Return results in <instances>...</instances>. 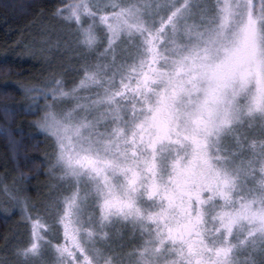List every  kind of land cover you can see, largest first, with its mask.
Masks as SVG:
<instances>
[{
	"label": "snow or ice",
	"instance_id": "snow-or-ice-1",
	"mask_svg": "<svg viewBox=\"0 0 264 264\" xmlns=\"http://www.w3.org/2000/svg\"><path fill=\"white\" fill-rule=\"evenodd\" d=\"M53 15L78 82L53 70L0 112L39 114L72 191L33 219L4 185L31 226L13 264H264V0H67Z\"/></svg>",
	"mask_w": 264,
	"mask_h": 264
},
{
	"label": "trees",
	"instance_id": "trees-1",
	"mask_svg": "<svg viewBox=\"0 0 264 264\" xmlns=\"http://www.w3.org/2000/svg\"><path fill=\"white\" fill-rule=\"evenodd\" d=\"M61 2L67 0H0V105L20 103L23 100L21 85L37 82L53 70H63L65 80L66 76H78L79 80L80 74L71 70L78 61H68L70 54L60 51L65 50L62 32L66 29L53 12ZM57 40L60 41L59 46L51 44ZM41 49L46 51L40 59L32 55ZM38 115L17 111L14 116L8 117L0 112V128L10 129L12 136L19 141L18 148H14L9 136L0 134V262L3 264H13L15 249L26 246L31 233L30 224L26 225L21 219L19 207H13L2 191L4 185L13 191L14 185L22 186L30 204L38 207L43 201L60 197L57 183L54 185L57 194L47 193L49 185L55 182L53 175L58 176L60 170L56 169L55 174L49 170L55 142L32 123ZM44 217L46 220L43 218L42 221L51 225L50 216ZM52 229L57 230L58 237L52 243H61L60 225ZM48 235L51 238L50 232ZM5 237L8 238L7 243Z\"/></svg>",
	"mask_w": 264,
	"mask_h": 264
},
{
	"label": "rangeland",
	"instance_id": "rangeland-1",
	"mask_svg": "<svg viewBox=\"0 0 264 264\" xmlns=\"http://www.w3.org/2000/svg\"><path fill=\"white\" fill-rule=\"evenodd\" d=\"M100 2L101 3H107L108 2V0H100ZM254 2L255 3H259V0H254ZM109 11H111V9H109ZM165 18H166V16H165ZM157 24H156V27H159L160 25H159V17H157ZM66 25H64V29H66ZM63 29V30H64ZM170 31V30H169ZM137 39H139V38H137ZM184 41H183V39H180V40H178V43H183ZM51 44H57V42H55V41H52L51 42ZM53 48H54V46L53 45H51ZM103 47H104V45L103 44H101V45H99V47L96 49V52H100L102 49H103ZM65 49V48H64ZM59 50V49H58ZM82 50V49H81ZM60 51H63V52H66L65 50H61L60 49ZM76 51H79V49H76ZM67 53H69L70 54V56H67V60L68 61H71L72 62V60H69V57H71V56H73V54L74 53H72L71 52V50H68L67 51ZM92 59L93 60H95V53L93 54V57H92ZM78 64V63H77ZM77 64H76V66H77ZM72 66V65H71ZM67 77V79H66V87H71L72 85H73V83H75V82H78L77 80H78V76L77 77H75V78H73V77H69V76H66ZM70 78V79H69ZM118 79V78H117ZM72 81V82H71ZM82 95H83V93H81ZM71 105L70 104H67V105H61V106H59V107H64V108H66V107H70ZM54 140V139H53ZM58 170V169H57ZM53 177L55 178V182L54 183H52V185H49L50 187H49V189H48V194H57V193H60L59 195H60V197H62L64 194H66L67 192H69V191H72V188L71 187H65V185H64V183L63 182H61V181H59V174H58V176L57 175H53ZM58 184L59 186H58V188H57V193L55 192V189H54V185L55 184ZM53 186V187H52ZM62 192V193H61ZM70 194V193H69ZM83 194V193H82ZM59 197V198H60ZM51 200L50 199H48L47 201H43L42 203H41V206L40 207H38V205H36V207H35V209H34V216H35V218H36V212H37V209H42L43 208V206L46 204V203H49ZM44 219H45V217H43ZM50 219H52V217H50ZM46 220V219H45ZM42 223H44L43 221H41ZM60 227H61V232H62V240H61V243H63L64 242V230H63V226L62 225H60ZM56 231L57 230H55V229H51V231H50V234L51 235H53V234H55V235H57L56 234ZM114 231V230H113ZM124 235H125V237H127V235H128V233L127 232H125L124 233ZM136 241H133V242H131L130 244H129V247H131L132 246V243H135ZM99 246V245H98ZM125 250H127V249H125Z\"/></svg>",
	"mask_w": 264,
	"mask_h": 264
}]
</instances>
